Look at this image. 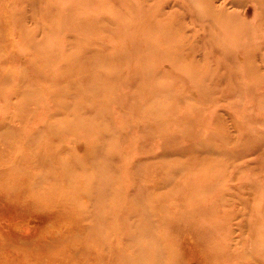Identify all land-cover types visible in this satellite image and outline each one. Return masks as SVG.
Masks as SVG:
<instances>
[{"label":"rangeland","instance_id":"1","mask_svg":"<svg viewBox=\"0 0 264 264\" xmlns=\"http://www.w3.org/2000/svg\"><path fill=\"white\" fill-rule=\"evenodd\" d=\"M0 264H264V0H0Z\"/></svg>","mask_w":264,"mask_h":264},{"label":"bare ground","instance_id":"2","mask_svg":"<svg viewBox=\"0 0 264 264\" xmlns=\"http://www.w3.org/2000/svg\"><path fill=\"white\" fill-rule=\"evenodd\" d=\"M13 45H14V43H13ZM64 100H66V99H63V98H54V100H53V96H52V101H53V105H56V106H65L64 104H63V101ZM91 109V107H88V110H90ZM91 114H93V115H97L98 114V112H90ZM52 125H54V124H58V123H56V122H53V123H51ZM63 127V126H62ZM75 129H77V130H81L82 129V127L81 126H78V127H76V128H71V129H69V130H67V128H64L63 127V129H62V131L58 134V136H63V135H66L67 133H71V131L72 130H75ZM46 130V129H45ZM67 130V131H66ZM80 133L79 131H72V133ZM102 139H106V137H104V138H97L96 139V141L98 142V146L100 147V148H103L104 147V144H105V141H104V143H103V140ZM77 140V139H76ZM44 146H43V149H45L46 151H48L49 153H52L51 152V150L48 148V147H50L49 145H48V142H45L44 144H43ZM97 145V144H96ZM113 148V147H112ZM14 149V148H13ZM54 152H55V150L54 149H52ZM57 153L58 154H60L61 152L60 151H57ZM96 161V160H95ZM62 165H65V166H67V164H62ZM92 165H94V164H92ZM92 165H89V166H87L86 168H85V171H83L84 172V176L86 177V180L89 178V174L87 173V170H90L89 168L92 166ZM68 167V166H67ZM69 168V167H68ZM61 170H60V172H61V176H62V178L64 179V181H66V182H68V178H67V174H66V172H65V167L64 166H61V168H60ZM97 170V167L94 169V171H96ZM188 219H189V221H190V223H193V222H195V220H192V216H189L188 217Z\"/></svg>","mask_w":264,"mask_h":264}]
</instances>
